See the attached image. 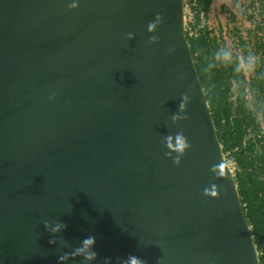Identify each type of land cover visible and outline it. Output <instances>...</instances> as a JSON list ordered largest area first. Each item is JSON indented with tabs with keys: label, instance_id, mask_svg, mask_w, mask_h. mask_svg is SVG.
Segmentation results:
<instances>
[{
	"label": "water",
	"instance_id": "95a60500",
	"mask_svg": "<svg viewBox=\"0 0 264 264\" xmlns=\"http://www.w3.org/2000/svg\"><path fill=\"white\" fill-rule=\"evenodd\" d=\"M223 162L184 0H0V264H260Z\"/></svg>",
	"mask_w": 264,
	"mask_h": 264
},
{
	"label": "trees",
	"instance_id": "16d2710c",
	"mask_svg": "<svg viewBox=\"0 0 264 264\" xmlns=\"http://www.w3.org/2000/svg\"><path fill=\"white\" fill-rule=\"evenodd\" d=\"M211 2L193 1L198 35L185 34L226 162L235 161L237 165L234 179L259 262L264 264V136H257L261 131L259 124L244 106L247 83L238 62H225L217 41L210 38L207 28L200 27ZM217 53L221 58H217ZM234 83L240 90L236 108L231 101ZM252 88L264 115V67L257 72ZM251 131L254 137H249Z\"/></svg>",
	"mask_w": 264,
	"mask_h": 264
},
{
	"label": "built area",
	"instance_id": "2783aa9c",
	"mask_svg": "<svg viewBox=\"0 0 264 264\" xmlns=\"http://www.w3.org/2000/svg\"><path fill=\"white\" fill-rule=\"evenodd\" d=\"M224 7L225 20L220 26L210 27L205 23L203 27L209 31L210 38L217 41L221 51L231 53L227 62L236 60L240 67L245 59L252 57L261 66L264 64V0H228ZM218 29L222 30L220 34ZM194 35H198L197 31ZM243 75L248 80V74L243 72ZM258 120L264 133L263 118L260 116Z\"/></svg>",
	"mask_w": 264,
	"mask_h": 264
},
{
	"label": "clouds",
	"instance_id": "9594fccd",
	"mask_svg": "<svg viewBox=\"0 0 264 264\" xmlns=\"http://www.w3.org/2000/svg\"><path fill=\"white\" fill-rule=\"evenodd\" d=\"M69 7L74 9V8L78 7V4L73 2V3L70 4ZM161 22H162V16L160 14H157L155 22H150L148 24V26H147L148 27V31L149 32L155 31L157 25L160 24ZM151 39L153 41H155L157 39V37L153 36V37H151ZM230 57H231V53H229L227 51H225L222 54V59L225 62L229 61ZM217 58H221V54L220 53H217ZM256 67H257L256 59L250 57L248 59H245L243 64L240 65V70L242 72H246L248 74H251V73H253L255 71ZM183 99H184V101H187V97H184ZM184 107H185L184 103H181V105H180L181 111L184 110ZM180 118L181 117L176 116V115H174L172 117L173 120H178ZM173 140L175 141V143H173ZM166 144H167V147L169 149H171L172 151L177 152V153H179L181 155L185 152V150L187 148L191 147V145L187 142V139H186V137L184 136V134L182 132L177 133L175 135V137H172V136L166 137ZM166 154L167 155H171V152L166 153ZM175 162L177 164H179V162H180V157L179 156H177L175 158ZM234 164H235V161H229V162L221 163L220 165H218L219 173H217V174H222L223 172H225L229 167L233 166ZM213 171L214 172L216 171V167L213 168ZM205 193L206 194H210V195H216L215 190H213L211 193H209L208 190L206 189ZM84 243L86 245H88V246H91V245H93L95 243V238L94 237H88L87 239H85ZM95 255L96 254L93 252L89 258H94ZM128 264H141V261L135 256H130Z\"/></svg>",
	"mask_w": 264,
	"mask_h": 264
},
{
	"label": "rangeland",
	"instance_id": "374dc122",
	"mask_svg": "<svg viewBox=\"0 0 264 264\" xmlns=\"http://www.w3.org/2000/svg\"><path fill=\"white\" fill-rule=\"evenodd\" d=\"M193 1L194 0H184V18H185V33L187 32L189 34V36H194V34L196 33L197 27L194 26V22H195V15H194V9H193ZM204 23V21H203ZM205 24L201 23L200 27H203ZM219 34L222 32V30L218 29ZM252 55L254 53V51H251ZM264 67V64H262L261 66L256 67L255 71L251 74H248V80H246V96H245V103L244 106L247 109V111L252 114V116L255 118L256 122L259 124V120L258 118L261 116L263 118V122H264V115L262 113V110L260 109V104L257 102L256 97H255V91L252 88V86L254 85V81H255V77L257 75V72L262 69ZM240 94V90L237 87V85L235 84V86L233 85L231 88V101L233 103V106L236 108L237 104H239V97ZM249 94V95H248ZM233 98V100H232ZM249 105V107H248ZM250 105L252 107H250ZM259 113V115H257ZM257 116V117H256ZM254 133L251 131V134L249 135V137H254ZM259 138L264 136V133H262V131H260L258 133ZM248 137V138H249ZM224 159L226 162V156L224 155ZM232 174L235 176L236 173V169H237V165L234 164L233 166L229 167Z\"/></svg>",
	"mask_w": 264,
	"mask_h": 264
},
{
	"label": "crops",
	"instance_id": "0c3cea01",
	"mask_svg": "<svg viewBox=\"0 0 264 264\" xmlns=\"http://www.w3.org/2000/svg\"><path fill=\"white\" fill-rule=\"evenodd\" d=\"M228 3V0H212L209 11L203 19L202 24L208 23L210 27L220 26L219 24L223 23L224 18V4Z\"/></svg>",
	"mask_w": 264,
	"mask_h": 264
}]
</instances>
